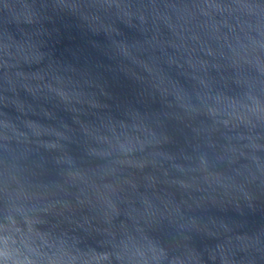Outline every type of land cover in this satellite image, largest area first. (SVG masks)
<instances>
[{"label":"clouds","instance_id":"obj_1","mask_svg":"<svg viewBox=\"0 0 264 264\" xmlns=\"http://www.w3.org/2000/svg\"><path fill=\"white\" fill-rule=\"evenodd\" d=\"M0 264H264V0H0Z\"/></svg>","mask_w":264,"mask_h":264},{"label":"water","instance_id":"obj_2","mask_svg":"<svg viewBox=\"0 0 264 264\" xmlns=\"http://www.w3.org/2000/svg\"><path fill=\"white\" fill-rule=\"evenodd\" d=\"M66 43L68 42V41H65Z\"/></svg>","mask_w":264,"mask_h":264}]
</instances>
